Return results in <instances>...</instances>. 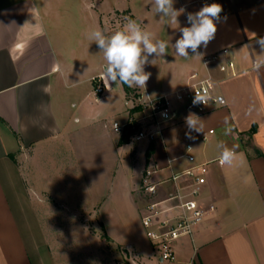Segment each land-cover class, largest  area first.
I'll list each match as a JSON object with an SVG mask.
<instances>
[{
    "label": "crops",
    "instance_id": "1",
    "mask_svg": "<svg viewBox=\"0 0 264 264\" xmlns=\"http://www.w3.org/2000/svg\"><path fill=\"white\" fill-rule=\"evenodd\" d=\"M206 1L174 0L184 10L177 19L186 18L176 24L156 17L181 63L164 73L144 65L150 76L141 92L165 96L198 71L217 79L227 104L195 115L203 128L192 138L190 114L181 113L149 143L113 130L143 114L123 84L95 93L92 78L107 61L87 39L93 29L105 35L119 13L148 29V15L125 0H0V264H264V67L253 68L264 54L256 43L264 37V0H211L222 7L215 38L200 57L176 55L187 15ZM147 4L155 10L154 0ZM226 51L234 77L204 61ZM219 142L235 151L232 166L218 163ZM188 154L206 164L200 204L215 210L177 241L175 262H162L132 220L152 201L142 190L145 171L157 170L163 200L176 191L170 178L191 166Z\"/></svg>",
    "mask_w": 264,
    "mask_h": 264
},
{
    "label": "built area",
    "instance_id": "2",
    "mask_svg": "<svg viewBox=\"0 0 264 264\" xmlns=\"http://www.w3.org/2000/svg\"><path fill=\"white\" fill-rule=\"evenodd\" d=\"M206 3L213 4L211 0ZM117 17L118 20L116 19L113 26L105 32V37L122 30L127 23L126 18H131L123 13ZM204 61L207 66L218 65L220 71L227 76L234 77L237 74L235 61L227 51L224 55H215L205 58ZM92 82L95 93L100 96L111 86V81L103 79V74L93 77ZM127 94L132 107L138 109L143 118L139 122L130 121L125 125L114 122L113 130L123 134L128 129H133L136 141L146 140L149 143L156 142L181 113L200 116L227 104L224 95L218 90L217 79L210 73L203 76L198 71L189 76L183 87L162 97L153 98L148 92H141L140 87L129 88ZM197 94L205 98L206 104H193ZM187 150H191L190 145ZM186 157L191 166L170 178V181L176 184V191L169 197L157 200L161 185V182L155 179L157 170L147 169L142 180L143 192L152 199L145 208L142 222L152 242L154 256L162 262H175L177 241L193 236L195 228L207 213L215 210L214 205L205 208L200 204L202 188L206 184V164L196 163L191 154ZM217 161L222 165L220 159Z\"/></svg>",
    "mask_w": 264,
    "mask_h": 264
},
{
    "label": "clouds",
    "instance_id": "3",
    "mask_svg": "<svg viewBox=\"0 0 264 264\" xmlns=\"http://www.w3.org/2000/svg\"><path fill=\"white\" fill-rule=\"evenodd\" d=\"M174 0H154L155 11L168 17L170 23H177V17L180 9L177 11L173 7ZM222 12L221 5L213 3L203 6L195 14L187 15V22L190 27L181 29V37L175 41L176 55L185 59L189 57V50L194 57H200L201 54L198 49L207 47L210 41L215 38L217 31V23L220 20V13ZM127 23L122 30H117L110 37H105L101 29H93L87 33V39L94 41L98 47L103 51L107 67L103 72V79L117 84L126 85L129 88L140 87L144 88L149 79L150 73L144 71V65L148 63V56L155 54L157 57L165 55L168 44L165 41L155 39L153 41L154 33L143 30L137 20L126 18ZM256 43L264 52V37L259 38ZM146 54V55H142ZM154 63V61H153ZM264 67V54L258 55L254 61V70H259ZM204 103L205 98L196 95L193 104ZM194 114H190L186 118V125L188 128L189 138L191 132H201L203 125L200 119ZM231 132L228 127L225 130V135ZM220 151V162L232 166L236 162V153L229 149L223 142L217 145Z\"/></svg>",
    "mask_w": 264,
    "mask_h": 264
},
{
    "label": "rangeland",
    "instance_id": "4",
    "mask_svg": "<svg viewBox=\"0 0 264 264\" xmlns=\"http://www.w3.org/2000/svg\"><path fill=\"white\" fill-rule=\"evenodd\" d=\"M125 1H126V5H128V6L135 3L137 8H139L143 13H145L146 15H148L150 17V19H149L150 26H148V29H146L145 25H143L141 28L143 30L150 31V32H153L155 34L153 37L154 42H155V39L161 40V38L164 39L167 37L164 34L166 32V30L158 28L159 27V21L158 20L156 21V17H159L160 14L156 13V11L151 9V8L149 9L150 5L148 6L147 1H150V0H125ZM119 14H121V13H119ZM183 15H181V18H178L177 20L178 21H185L186 18H185V15L184 16ZM166 53L170 57L168 62L165 61L163 56L157 57L155 54H153L151 56H148V63H146L145 65L147 67L148 66L153 67L152 72L164 73V72H170L172 70L174 71V68H176V66L179 65L181 62L179 60H176L175 58H173L168 50ZM142 55H146V54H142ZM153 61H154V63H153ZM159 91H160V93H162L161 90H157V92H159ZM157 92L152 91V94L155 95V94H157ZM129 132H131V133L129 134ZM129 132H127L129 138L134 139L133 135H134L135 130L130 129ZM143 157L144 156L141 153L140 156H137V161L141 162L143 160ZM120 169H122V167H120ZM132 225H133L134 230L137 233H139V234L145 233V232L147 233V230L144 227L143 222H142V217H141V215L138 214V212L136 213L135 218L132 220Z\"/></svg>",
    "mask_w": 264,
    "mask_h": 264
},
{
    "label": "trees",
    "instance_id": "5",
    "mask_svg": "<svg viewBox=\"0 0 264 264\" xmlns=\"http://www.w3.org/2000/svg\"><path fill=\"white\" fill-rule=\"evenodd\" d=\"M125 90H126L127 93L129 92V88H128L126 85H125ZM129 131H130V129L127 130V132H129ZM130 133H131V132H129V134H130ZM126 138H129V136H128L127 133H126L125 136L122 137L121 140H124V139H126ZM153 150H154L153 146H150L149 149H148V151H147V154H146L147 161H149V159L151 158V155H152V153H153Z\"/></svg>",
    "mask_w": 264,
    "mask_h": 264
}]
</instances>
